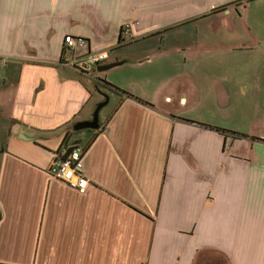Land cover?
Instances as JSON below:
<instances>
[{"label": "crops", "instance_id": "1", "mask_svg": "<svg viewBox=\"0 0 264 264\" xmlns=\"http://www.w3.org/2000/svg\"><path fill=\"white\" fill-rule=\"evenodd\" d=\"M250 1L0 0V264H264V30ZM206 12L243 32L147 42ZM66 34L108 58L61 65ZM168 54L198 62L142 72ZM104 100L97 128H74ZM76 144L84 190L48 173Z\"/></svg>", "mask_w": 264, "mask_h": 264}, {"label": "rangeland", "instance_id": "2", "mask_svg": "<svg viewBox=\"0 0 264 264\" xmlns=\"http://www.w3.org/2000/svg\"><path fill=\"white\" fill-rule=\"evenodd\" d=\"M247 0H244L246 2ZM249 3H251L250 10L253 11V13H250V18L256 21V25H258L261 30H264V0H252ZM246 4V3H244ZM244 4L242 7H239L243 10ZM232 6V4H231ZM232 8V7H231ZM226 11V10H224ZM222 15H219V13H203L195 18H187L179 21L178 23L171 25L169 29L165 31H161L154 35L153 37L147 39V42L150 40V44H199V38H202L203 34L206 31H218L222 32L223 34H226L230 36V32H243L242 25L239 23H233L231 18L225 17L226 13H221ZM223 16V17H218ZM228 16V15H226ZM234 20H236V17L233 16ZM217 21V22H216ZM235 22V21H234ZM219 23V24H218ZM256 26V28H258ZM214 30V31H213ZM226 40H229L230 38H224ZM144 40L133 43V44H145L143 42ZM215 53H217L215 51ZM214 55V53L212 52ZM217 55V54H216ZM172 62L171 65H166ZM198 62V59L194 60L191 58H187L185 60V64L183 63V58L180 54H168V55H162L157 56V58H154L153 64L145 69L142 70L145 74H151V72H159V73H175L176 71H186L190 70V66L193 67ZM179 66H176V65ZM174 66V67H173ZM207 67V66H206ZM1 70V67H0ZM209 71H212L210 69ZM100 83V82H99ZM107 105H103L102 108H105ZM244 104H242V107ZM189 109V108H188ZM179 115H185V113L189 115H197L196 111L194 110V107H191L190 110H185L182 108L177 109ZM98 112V116H99ZM221 120L223 122L227 121H242V119H236L230 116V114H222Z\"/></svg>", "mask_w": 264, "mask_h": 264}, {"label": "built area", "instance_id": "3", "mask_svg": "<svg viewBox=\"0 0 264 264\" xmlns=\"http://www.w3.org/2000/svg\"><path fill=\"white\" fill-rule=\"evenodd\" d=\"M87 45L83 36L66 34L63 37L64 52H73L74 56L70 59H61L60 64L76 68L79 71L87 72L93 66L101 63L108 58V52L90 51L78 52L80 48ZM84 148L80 145L67 146L59 150L57 156L51 161L48 173L63 181L71 188L84 190L88 184L86 176L83 174V154Z\"/></svg>", "mask_w": 264, "mask_h": 264}, {"label": "water", "instance_id": "4", "mask_svg": "<svg viewBox=\"0 0 264 264\" xmlns=\"http://www.w3.org/2000/svg\"><path fill=\"white\" fill-rule=\"evenodd\" d=\"M120 63H122V61H112V62H108L105 64H101L97 67V70L101 71V70H105L108 68H111L113 66L119 65ZM106 103V100L98 103L94 109L93 115H92V119L88 120V121H84V122H79L77 124L74 125L75 129H79L82 127H89V128H97L98 127V112L99 109Z\"/></svg>", "mask_w": 264, "mask_h": 264}, {"label": "trees", "instance_id": "5", "mask_svg": "<svg viewBox=\"0 0 264 264\" xmlns=\"http://www.w3.org/2000/svg\"><path fill=\"white\" fill-rule=\"evenodd\" d=\"M222 7H223V6H220V7H217V8H215V9H221ZM119 40H120V36H119ZM102 81H103V83H102V82H100V83L103 84V85H107L109 89H113V90H115V91H119V92H125V93H126L127 95H129V96H134L133 94L128 93L127 91L122 90V89H120L119 87H117V86H115V85H113V84H111V83H109V82H107V81H104V80H102ZM136 98H138L140 101H145V100H143V99H141V98H139V97H136ZM145 102H146V101H145ZM198 123H200V124H202V125H205V126H210V127H212V126L209 125V124H205V123H202V122H198ZM214 128H216V129H218V130H221V131H226L225 128H221V127H217V126H214Z\"/></svg>", "mask_w": 264, "mask_h": 264}]
</instances>
